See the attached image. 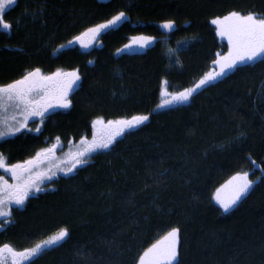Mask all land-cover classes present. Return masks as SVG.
<instances>
[{
    "label": "trees",
    "instance_id": "trees-1",
    "mask_svg": "<svg viewBox=\"0 0 264 264\" xmlns=\"http://www.w3.org/2000/svg\"><path fill=\"white\" fill-rule=\"evenodd\" d=\"M230 11L264 16V0H18L8 16L12 33L0 32V85L35 67H78L81 79L70 108L0 141L8 164L33 158L57 138L66 144L89 137L100 117L149 120L47 182L22 208L13 206L0 246L30 248L66 227L69 236L34 264H138L144 250L178 227L180 264H264V63L240 65L187 104L157 107L163 79L170 92L192 87L216 53L227 52L210 21ZM120 12L124 23L101 47L88 55L57 52L86 26ZM168 20L175 21L172 31L162 27ZM135 36L157 42L120 54ZM244 171L255 183L224 212L215 192Z\"/></svg>",
    "mask_w": 264,
    "mask_h": 264
},
{
    "label": "snow or ice",
    "instance_id": "snow-or-ice-1",
    "mask_svg": "<svg viewBox=\"0 0 264 264\" xmlns=\"http://www.w3.org/2000/svg\"><path fill=\"white\" fill-rule=\"evenodd\" d=\"M16 3L17 0H0V29L7 31L12 28V24L5 19V15ZM124 19L126 14L120 12L106 23L88 28L69 43L79 42L83 47H90L102 32ZM210 24L215 26L216 34L221 39L227 40V52L223 55L216 53V59L212 61V69L205 72L192 87L170 92L168 80L163 79L160 91L162 101L157 107L185 104L193 98L198 89L227 76L230 71L238 69L240 65L257 61L264 63V16L230 11L227 15L213 18ZM162 27L172 31L175 21L168 20ZM153 40L151 36H135L131 38L129 44L125 45V49H131L134 46L147 48ZM170 51L175 52V50ZM80 79L78 70L65 72L57 69L50 75H45L41 69L36 68L27 71L20 79L0 85V140L7 136H14L25 129L32 131L33 129L28 128V122L34 117H38L43 124L50 110L70 108L71 94L78 86ZM148 120L149 115H135L130 119L106 122L102 117L97 118L92 122V127L95 129L92 139L81 138L75 150L70 149L65 159L59 164L54 162L58 145L41 149L33 158L11 165L6 164L3 155L0 154V169L10 174L13 181L9 183L4 176H0V218H4L0 228L10 222L8 218L12 214V205L22 208L30 195L42 191L40 185L44 180H51L58 172L68 174L76 171L78 167L89 163L93 153L109 149L116 142L117 137L138 128ZM39 130V128L35 129L37 132ZM46 163L48 166L41 169V165ZM252 163L255 162L252 161ZM261 171L264 172V169ZM254 183L255 181L249 178V172H238L216 190L214 199L224 212H228L249 193ZM68 236V228L62 227L46 240L22 251L4 244L0 246V264H25V261H33V258L39 256L46 248L59 244ZM179 249L180 229L172 227L139 255L138 264H180Z\"/></svg>",
    "mask_w": 264,
    "mask_h": 264
},
{
    "label": "flooded vegetation",
    "instance_id": "flooded-vegetation-1",
    "mask_svg": "<svg viewBox=\"0 0 264 264\" xmlns=\"http://www.w3.org/2000/svg\"><path fill=\"white\" fill-rule=\"evenodd\" d=\"M98 1H101V2H109V1H111V0H98ZM17 2H18V0H17ZM16 5H17V3H16ZM16 5H14V6H12L11 7V9L9 10V11H7V13H6V15H5V19L9 22V23H11L12 24V22H11V20H10V18L8 17L9 16V14H10V12L16 7ZM119 13H116V14H114L113 16H115V15H118ZM112 16V17H113ZM111 17V18H112ZM110 18V19H111ZM109 19V20H110ZM108 21V20H107ZM107 21H105V22H102V23H106ZM102 23H96V25L97 24H102ZM124 23V20H122L120 23H118L117 25H115L114 27H111V28H109V29H106L104 32H102L101 34H100V36L99 37H97V39H96V41H95V43H92L91 44V46L90 47H83L79 42H74V43H69V41H74V38L75 37H77V36H79L81 33H83V32H85L88 28H90V27H94V26H90V25H88V26H86L82 31H79L78 33H76L75 35H73V36H71V38H69L64 44H63V48H59V46L57 47V52H61V51H63V50H65V49H77L78 51H80V52H82L83 54H85V55H88L91 51H92V49H94V48H96V47H101L102 46V38L104 39V37L108 34V33H110L111 31H114V30H116V29H118L119 27H121L122 26V24ZM12 30H13V24H12V28L10 29V30H7V31H5V30H3V29H0V32H4V33H7V34H11L12 33ZM85 39H87V38H85ZM131 42V41H130ZM129 42V43H130ZM156 42H157V39L156 38H154V40H153V43L152 44H150L147 48H149V47H152L154 44H156ZM128 43V44H129ZM61 47V46H60ZM147 48H143V49H140V50H138L135 46L133 47V48H131V49H125V46H123V47H121L119 50H118V52L120 53V54H122V53H140V52H143V51H145ZM121 49H124V51H120ZM122 52V53H121ZM36 68H39V69H41V71H42V73H44L45 75H50L51 73H53V72H45L41 67H35V68H32V69H29V70H26V72L27 71H31V70H34V69H36ZM77 68L78 67H76V68H73V69H65L64 71L65 72H70V71H73V70H77ZM25 72V73H26ZM22 78V77H21ZM18 79H20V78H18ZM17 80V79H16ZM79 82H80V80L78 81V86L76 87V88H74V90H73V92H72V94H71V100L73 101V97L76 95V93L79 91V88H80V85H79ZM60 108H58V109H55V110H50V113L51 112H54V111H56V110H59ZM49 114V113H48ZM48 114H46V115H48ZM4 160H5V162H6V164H8L7 163V160L4 158ZM19 163H22V162H19ZM8 165H11V164H8ZM2 171H3V169H1ZM4 172V171H3ZM72 173V172H71ZM71 173H68V174H71ZM6 174V173H5ZM4 176V178L5 179H7V178H9L8 176H7V174L6 175H3ZM13 207V206H12ZM11 207V208H12Z\"/></svg>",
    "mask_w": 264,
    "mask_h": 264
},
{
    "label": "rangeland",
    "instance_id": "rangeland-1",
    "mask_svg": "<svg viewBox=\"0 0 264 264\" xmlns=\"http://www.w3.org/2000/svg\"><path fill=\"white\" fill-rule=\"evenodd\" d=\"M220 38V37H219ZM221 39V38H220ZM221 40H224V41H226L227 42V40L226 39H221ZM180 44H182V43H179L178 45H180ZM138 50H140V49H143V48H140V47H138V46H135ZM60 48V47H59ZM61 48H63V47H61ZM171 49H169L168 50V53H172L171 51H170ZM189 102V101H188ZM187 102V103H188ZM187 103H185V104H187ZM178 105H182V104H173V105H171V106H168V107H159V109H168V108H172V107H176V106H178ZM50 113V112H49ZM36 119H39L38 117H34L32 120H36ZM31 121V120H30ZM29 121V122H30ZM28 122V123H29ZM105 122H106V120H105ZM94 131H95V129H93V127H92V133H91V135L89 136V137H87L86 139H88V140H91L92 139V136H93V134H94ZM21 132V131H20ZM19 132H17L16 134H18ZM15 134V135H16ZM123 136V135H122ZM8 137H12V136H7V137H5V138H8ZM119 138H121V136L120 137H117V139H119ZM116 139V140H117ZM1 141V140H0ZM58 141V140H57ZM55 142L54 143V145H58L57 146V148H56V151H55V163H57V164H59L60 163V161L61 160H63V159H65V156H66V154L69 152V150L70 149H72L73 151L75 150V148H76V146L79 144V142H80V140H78V141H76V142H74V141H72V142H67L66 144H64V143H61L60 141H58V142ZM110 149V148H109ZM109 149H106V150H109ZM106 150H100V151H97V152H95V153H93L92 155H91V157L94 155V154H96V153H99V152H103V151H106ZM48 165H47V163L45 164V165H41V169H44V168H46ZM61 167H63V165L61 164ZM4 171V170H3ZM7 174V176L9 177V178H7V180H8V182L9 183H12L13 181L11 180V177H10V174H8V173H6ZM5 174V172H4V175H6ZM61 174H65L64 172H58L57 173V175L56 176H54L53 178H56L58 175H61ZM52 178V179H53ZM51 179V180H52ZM50 180H44V182L40 185V187L41 188H44L45 187V184L47 183V182H49ZM12 206H15V207H17L16 205H12ZM55 234V233H54ZM53 235V234H52ZM51 236V235H50ZM49 237V236H48ZM47 237V238H48ZM47 238H45V239H43V240H46ZM42 241V240H41ZM41 241H39V242H41ZM39 242H37V243H39ZM55 245H57V244H55ZM55 245H53V246H55ZM35 245H33L32 247H34ZM52 247V246H51ZM50 247V248H51ZM47 249V248H46ZM24 250V249H23ZM17 251H22V250H17ZM28 261H25V263H27Z\"/></svg>",
    "mask_w": 264,
    "mask_h": 264
},
{
    "label": "water",
    "instance_id": "water-1",
    "mask_svg": "<svg viewBox=\"0 0 264 264\" xmlns=\"http://www.w3.org/2000/svg\"><path fill=\"white\" fill-rule=\"evenodd\" d=\"M60 109H62V108H60Z\"/></svg>",
    "mask_w": 264,
    "mask_h": 264
}]
</instances>
